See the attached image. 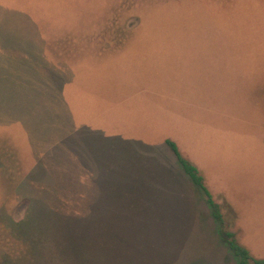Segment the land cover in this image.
Masks as SVG:
<instances>
[{
    "label": "rangeland",
    "instance_id": "rangeland-1",
    "mask_svg": "<svg viewBox=\"0 0 264 264\" xmlns=\"http://www.w3.org/2000/svg\"><path fill=\"white\" fill-rule=\"evenodd\" d=\"M67 100L175 124L264 259V0H0V264H235L162 143L77 127Z\"/></svg>",
    "mask_w": 264,
    "mask_h": 264
},
{
    "label": "trees",
    "instance_id": "trees-1",
    "mask_svg": "<svg viewBox=\"0 0 264 264\" xmlns=\"http://www.w3.org/2000/svg\"><path fill=\"white\" fill-rule=\"evenodd\" d=\"M163 145L170 152L178 168L193 187V197L196 201L197 199L200 201L202 200L206 205L209 211V217L214 224L213 235L227 250L229 254L227 256H229L235 264H264V259H256L252 257L245 247L236 242L233 233L225 229L224 216L218 205L214 203L210 192L204 186L203 179L196 167L179 153L178 148L173 141L165 139Z\"/></svg>",
    "mask_w": 264,
    "mask_h": 264
},
{
    "label": "crops",
    "instance_id": "crops-1",
    "mask_svg": "<svg viewBox=\"0 0 264 264\" xmlns=\"http://www.w3.org/2000/svg\"><path fill=\"white\" fill-rule=\"evenodd\" d=\"M68 96H66V99ZM133 98V97H132ZM131 98V99H132ZM127 100H130L128 98ZM67 107L69 106L71 112V119L76 123L75 126L77 127H85L87 129H91L93 131H98L101 133V136L103 137H109V138H120L121 135H124L123 137H126L127 139L122 140L124 141H133L138 142L141 145L150 147L152 145L160 144L163 145V138L166 136L161 129L165 127H171L170 125H175L171 123L169 120L168 122L166 120L160 121V125L155 123V120L153 121V124H136L133 121L127 122L120 119H105L100 122L99 116H96L94 114H81V113H75L71 107L70 102L67 100ZM99 117V118H98ZM98 121V122H97ZM97 122V123H95ZM160 126L159 132L155 130V128ZM175 127V126H172ZM171 127V128H172ZM103 130V131H102ZM159 133V135L157 134ZM128 134V135H126ZM132 136L144 138V139H150L149 143H141L138 140L131 139ZM161 136V138H159ZM129 138V139H128Z\"/></svg>",
    "mask_w": 264,
    "mask_h": 264
}]
</instances>
